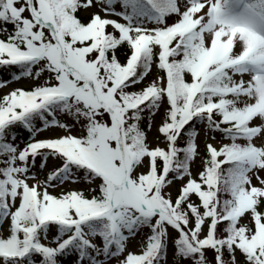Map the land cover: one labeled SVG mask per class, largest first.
I'll return each mask as SVG.
<instances>
[{"label": "snow or ice", "instance_id": "6c2138e0", "mask_svg": "<svg viewBox=\"0 0 264 264\" xmlns=\"http://www.w3.org/2000/svg\"><path fill=\"white\" fill-rule=\"evenodd\" d=\"M228 3L0 0V264H264V0Z\"/></svg>", "mask_w": 264, "mask_h": 264}, {"label": "rangeland", "instance_id": "374dc122", "mask_svg": "<svg viewBox=\"0 0 264 264\" xmlns=\"http://www.w3.org/2000/svg\"><path fill=\"white\" fill-rule=\"evenodd\" d=\"M240 0H229V3L226 5V13L229 17H237V18H246V12L247 9L250 6L254 5V0H241V2H239ZM201 2H203V0H201ZM254 27L257 29V31L261 34L264 35V26H258V25H254ZM221 39H224L223 37ZM234 49L238 50L239 49V44L234 43ZM154 72L152 74H150V80L153 78ZM237 79H239V77H235ZM245 79L248 78L247 74H245L244 76ZM30 83L29 80H27L26 78H22L20 81H12L11 84L9 85V90L11 87H26L28 84ZM2 89H0V94H3ZM59 119L65 121V122H69L71 123L72 121L70 120V118H68L67 116H58ZM198 128H202V125H198ZM74 131H78V126L76 127V129H74ZM217 139H219V136L217 137ZM197 143L200 146V150L201 152L203 151V145L205 143V135L203 132L200 133L198 139H197ZM197 164H200L201 161L199 159H197L196 161ZM83 183H80L77 185V187H82ZM60 189H57V191H59ZM51 191V189H50ZM171 232V231H170ZM143 240V233H138L137 236L135 238H129V241L127 242V250L129 251H134V252H138L139 251V245L142 243ZM171 257V249H169V259ZM239 254L237 255V261H239ZM110 264H114V262H110Z\"/></svg>", "mask_w": 264, "mask_h": 264}, {"label": "trees", "instance_id": "16d2710c", "mask_svg": "<svg viewBox=\"0 0 264 264\" xmlns=\"http://www.w3.org/2000/svg\"><path fill=\"white\" fill-rule=\"evenodd\" d=\"M10 27V26H9ZM123 52V49H121L118 53H117V55H121V53ZM123 58V57H122ZM0 67H2V66H0ZM2 69H3V67H2ZM61 259H63V258H61Z\"/></svg>", "mask_w": 264, "mask_h": 264}]
</instances>
